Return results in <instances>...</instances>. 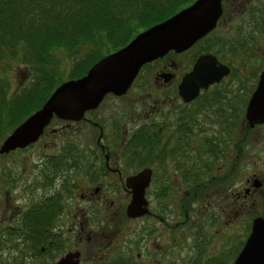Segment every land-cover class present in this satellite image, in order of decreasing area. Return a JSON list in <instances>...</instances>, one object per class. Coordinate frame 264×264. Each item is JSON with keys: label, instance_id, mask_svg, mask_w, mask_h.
I'll list each match as a JSON object with an SVG mask.
<instances>
[{"label": "flooded vegetation", "instance_id": "obj_1", "mask_svg": "<svg viewBox=\"0 0 264 264\" xmlns=\"http://www.w3.org/2000/svg\"><path fill=\"white\" fill-rule=\"evenodd\" d=\"M221 4L208 34L145 63L124 94L107 93L79 120L53 117L36 142L0 153L38 142L60 153L13 178L0 175V264H25L27 257V264H42L47 255L50 264L65 255L79 264H233L254 220L264 217V123H248L254 89L244 63L231 61L229 30L241 17L248 39L250 26L264 22V0ZM187 53L186 63L174 59ZM203 54L229 73L185 101L179 86ZM238 169L242 177L234 180ZM143 170L145 212L132 216L127 180ZM36 180L42 193L20 202L21 184L31 193L40 189ZM42 216L49 219L44 226Z\"/></svg>", "mask_w": 264, "mask_h": 264}, {"label": "trees", "instance_id": "obj_2", "mask_svg": "<svg viewBox=\"0 0 264 264\" xmlns=\"http://www.w3.org/2000/svg\"><path fill=\"white\" fill-rule=\"evenodd\" d=\"M193 1L0 0V135L39 108L64 81L58 54L72 60L67 79L77 78L139 31ZM12 62L26 64L32 73L30 84L14 93L5 74ZM43 217L42 226L49 221Z\"/></svg>", "mask_w": 264, "mask_h": 264}, {"label": "water", "instance_id": "obj_3", "mask_svg": "<svg viewBox=\"0 0 264 264\" xmlns=\"http://www.w3.org/2000/svg\"><path fill=\"white\" fill-rule=\"evenodd\" d=\"M221 14V0H194L165 20L138 32L127 44L92 64L84 75L60 83L38 109L3 139L0 153L37 141L53 117L79 120L86 110L98 106L107 93L124 94L145 63L170 50L179 53L190 48L215 27ZM228 73L229 68L214 56L203 54L184 77L179 86L180 94L188 101L198 94L200 87L206 88ZM246 117L250 126L264 123V67L249 98ZM145 174L143 170L127 180L132 188L127 211L132 216L145 212L141 209L146 206ZM251 226V233L233 264H264V217L255 219ZM56 264L79 263L65 255Z\"/></svg>", "mask_w": 264, "mask_h": 264}, {"label": "rangeland", "instance_id": "obj_4", "mask_svg": "<svg viewBox=\"0 0 264 264\" xmlns=\"http://www.w3.org/2000/svg\"><path fill=\"white\" fill-rule=\"evenodd\" d=\"M251 14L254 18H256L254 15H259L258 10H256V8H254L253 10H251ZM246 16V15H245ZM249 19H247L249 22H252V18L250 17V15L248 16ZM234 20V19H233ZM231 23V22H230ZM231 29L230 31V35L232 37L233 43H232V49L231 50V61L237 59L239 62H237V67L238 64L244 63L243 66L247 67V88L249 89L250 93L252 92V90L254 89L257 79H258V75L260 73V67L261 64L263 63V59H264V22L262 21L261 25L258 26L257 28L254 27V25L250 26L249 28V33L246 39L245 34H243L241 32V27L243 24V18L239 17V18H235V20L231 23ZM240 40H242L241 44L242 46L245 45V48L240 49L238 47L240 46ZM246 43H248L247 45V53H246ZM235 44V47H234ZM199 46V45H198ZM201 47V46H199ZM230 56V55H229ZM228 56V57H229ZM57 60L56 62L58 63L59 66V74L62 77V80H66L67 78L70 77V73L72 70V60L68 59V58H64V56H62L61 54H58L56 56ZM174 59H176V61L179 62V60H182L183 62H187L190 58L188 53L185 55H178L176 57H174ZM234 62V61H232ZM160 63H158V65H160ZM10 69L7 70V72L5 73L6 76L10 79V93H14L16 90H18L20 87L26 86L30 84V80H31V72L30 69L26 66V64H22V63H15L12 62V64L10 65ZM158 66L153 67L151 70L153 71L154 68H156ZM234 76H237V73H235ZM234 77H232L227 83H231V80ZM57 126V125H55ZM66 132H61V135L57 136L58 140L61 141L64 138H66L65 136ZM0 143L2 142V140L7 136L6 133L3 135V133L0 135ZM76 136V135H73ZM257 135L254 133V131L250 132L248 140H250V142H252V140H254V138ZM59 153L56 149H51L50 150H45L43 143L42 142H38L36 145L29 147L28 149L22 150V151H16L13 153H10L9 155H3L0 156V175L2 174V172L8 173L11 178H13L14 175H17L19 171L22 172V170L24 169H30V167L32 168V166L36 165V164H40V167H43L44 161H45V157H48L49 153ZM60 154V153H59ZM28 173H31L30 171ZM24 174V173H22ZM234 176V180L237 179V177H242V172H240V169L236 170V172H234L233 174ZM59 179V177H58ZM26 179H24L25 181ZM40 180H36L37 185H39ZM21 183V182H20ZM59 183V180L56 181V184ZM236 183V182H235ZM40 186V185H39ZM27 187V183L21 184V198H20V202H23L25 200L30 202L34 199V194L35 193H39L38 191L40 190L41 193L44 190L43 186H40V189L34 187H31V193H29V191L26 190ZM15 241V240H14ZM17 243V242H16ZM1 245V244H0ZM189 250L186 249L184 251V257L186 258V260H188V253ZM180 256V255H179ZM20 259L22 261V258H24L21 254H20ZM180 258V257H179ZM30 258L27 257L23 263L27 264V261H29ZM181 260V258L179 259ZM41 263L42 264H50L49 262V256H45L41 258Z\"/></svg>", "mask_w": 264, "mask_h": 264}]
</instances>
